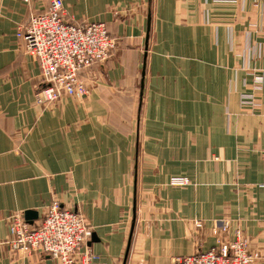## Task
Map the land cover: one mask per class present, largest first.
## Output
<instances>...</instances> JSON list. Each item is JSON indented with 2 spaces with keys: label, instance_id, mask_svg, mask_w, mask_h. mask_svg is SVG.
<instances>
[{
  "label": "crops",
  "instance_id": "obj_1",
  "mask_svg": "<svg viewBox=\"0 0 264 264\" xmlns=\"http://www.w3.org/2000/svg\"><path fill=\"white\" fill-rule=\"evenodd\" d=\"M62 1L69 23L103 22L116 44L81 75L84 97L43 107L16 27L49 0L1 1L0 264H59L6 244L13 213L37 226L54 201L84 216L105 264L207 251L214 220L264 264V0Z\"/></svg>",
  "mask_w": 264,
  "mask_h": 264
},
{
  "label": "built area",
  "instance_id": "obj_2",
  "mask_svg": "<svg viewBox=\"0 0 264 264\" xmlns=\"http://www.w3.org/2000/svg\"><path fill=\"white\" fill-rule=\"evenodd\" d=\"M16 37L24 52L38 64L41 84L35 100L43 107L64 97H84L87 87L81 75L105 61L116 44L103 22L69 23L62 0H49L45 12L32 13L27 23L16 27ZM188 182L184 177H172L169 185ZM193 225L199 229L204 223L197 219ZM229 228L226 220L212 221L210 231L216 237V246L174 257L171 264H256L260 255L249 250L240 229L232 240L221 238ZM90 236L91 229L81 213L63 209L54 201L46 207L37 226L28 224L21 213H13L6 244L15 253L39 250L59 264H105L87 245Z\"/></svg>",
  "mask_w": 264,
  "mask_h": 264
},
{
  "label": "water",
  "instance_id": "obj_3",
  "mask_svg": "<svg viewBox=\"0 0 264 264\" xmlns=\"http://www.w3.org/2000/svg\"><path fill=\"white\" fill-rule=\"evenodd\" d=\"M23 217L28 224H32L33 220L37 218V213L34 211H26L24 212Z\"/></svg>",
  "mask_w": 264,
  "mask_h": 264
},
{
  "label": "rangeland",
  "instance_id": "obj_4",
  "mask_svg": "<svg viewBox=\"0 0 264 264\" xmlns=\"http://www.w3.org/2000/svg\"><path fill=\"white\" fill-rule=\"evenodd\" d=\"M245 99H246V98H243L244 102H246ZM171 178H172V177H171ZM171 178H170V180H171ZM170 180H169V181H170Z\"/></svg>",
  "mask_w": 264,
  "mask_h": 264
}]
</instances>
